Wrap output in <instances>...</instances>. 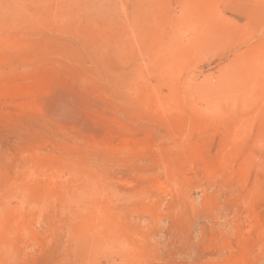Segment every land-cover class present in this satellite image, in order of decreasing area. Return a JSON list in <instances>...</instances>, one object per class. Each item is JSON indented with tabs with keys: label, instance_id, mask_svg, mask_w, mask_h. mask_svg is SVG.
I'll list each match as a JSON object with an SVG mask.
<instances>
[{
	"label": "rangeland",
	"instance_id": "rangeland-1",
	"mask_svg": "<svg viewBox=\"0 0 264 264\" xmlns=\"http://www.w3.org/2000/svg\"><path fill=\"white\" fill-rule=\"evenodd\" d=\"M0 264H264V0H0Z\"/></svg>",
	"mask_w": 264,
	"mask_h": 264
},
{
	"label": "bare ground",
	"instance_id": "bare-ground-1",
	"mask_svg": "<svg viewBox=\"0 0 264 264\" xmlns=\"http://www.w3.org/2000/svg\"><path fill=\"white\" fill-rule=\"evenodd\" d=\"M2 95H3V93H2ZM13 95V94H12ZM17 96H18V93H16V94H14L12 97H13V99L14 98H17ZM11 102V101H10ZM13 103V102H12ZM227 158V157H226ZM231 169V168H230ZM237 171V170H236ZM234 172V171H233ZM227 173H228V171H227Z\"/></svg>",
	"mask_w": 264,
	"mask_h": 264
}]
</instances>
